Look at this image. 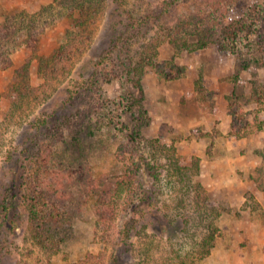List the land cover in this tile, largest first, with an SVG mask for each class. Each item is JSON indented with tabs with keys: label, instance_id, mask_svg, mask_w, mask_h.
<instances>
[{
	"label": "rangeland",
	"instance_id": "374dc122",
	"mask_svg": "<svg viewBox=\"0 0 264 264\" xmlns=\"http://www.w3.org/2000/svg\"><path fill=\"white\" fill-rule=\"evenodd\" d=\"M164 1L105 0L91 39L74 47L62 72L46 81L40 60L65 44L70 27L56 7L43 15L35 51L15 45L12 64L0 68V264H177L180 256L188 257L185 264H264V102L251 98L254 82L264 84V0H179L162 13ZM51 4L54 0H0V23L8 14H35ZM131 16L137 19L125 26ZM235 23L245 27L234 39L226 32ZM128 28L131 64L124 46L116 50L123 61L116 67L109 62L112 80L97 73L101 87L88 86L69 106L68 90L110 56L115 31ZM26 61L31 85L44 84V91L37 90L11 116L10 87ZM247 63L254 67L246 70ZM141 66L138 88L123 72ZM168 73L174 77L168 79ZM231 97H237L232 107ZM234 112L244 136L230 134ZM63 116L72 118L61 125L64 138L77 136L82 122L94 128L90 137L73 145L58 142L55 124ZM44 118L49 124L36 130ZM38 144L56 153L53 169L63 172L61 193L51 200L68 220L59 225L55 253L33 239L29 213L17 204ZM173 159L191 170L177 172ZM131 160L138 188L121 194L116 187ZM149 170L158 171L160 180L153 181ZM201 195L218 206L220 232L210 254L197 261L205 228L198 219L184 220L196 215ZM10 198L16 203L8 213L16 224L12 229L4 219L3 201ZM131 202L148 205L154 226L147 237L125 242L120 230Z\"/></svg>",
	"mask_w": 264,
	"mask_h": 264
},
{
	"label": "trees",
	"instance_id": "16d2710c",
	"mask_svg": "<svg viewBox=\"0 0 264 264\" xmlns=\"http://www.w3.org/2000/svg\"><path fill=\"white\" fill-rule=\"evenodd\" d=\"M178 1L179 0H165L161 5L162 13L170 11L173 6L178 4ZM54 2L55 4L46 6L41 9V11H38L35 14H8L4 17V19L0 23V68H8L12 64L10 56L16 47L15 45H22V43H24L31 51H35L37 43L36 33L39 29L41 21H43V15L44 13L52 14L53 11L56 10V7L60 8V13H62L63 16H66L69 19L70 27L66 31L65 44L61 45L54 52L51 58H41L40 60L39 72L46 81L52 78V76H54L55 74L62 72L66 63H68V61H70L72 58L71 55L73 54L72 50L74 47L76 49H80V46L83 47L84 45H86V41L91 39L94 31L93 24L97 22L98 18L101 16L103 10L105 9V0H54ZM128 19L129 18H126L127 22L125 23L127 24H125V26H129L130 22L137 19V17L131 16V19ZM244 27H242L240 24L235 23L234 26L231 25V28L227 29L226 33H228L230 37H233L235 39L238 37L239 33L243 31ZM131 31L132 29L129 28L126 31H115L114 37L112 39L113 46L108 52L110 56L96 63L95 70L91 75H89L88 79L85 80L84 83L74 85V90H68L69 96L65 102H68L69 106L74 104L75 101L73 100H77V98H80L81 93H83L84 90L88 88V86L96 84V86L99 85V87H101V80H98L96 77L99 73L103 76V79L105 81L110 82L112 80V76L115 74L113 72V69L109 68V62H112L113 67H116V65L123 61L121 53L115 57L114 52L116 50L123 52L122 49L124 46V52H127L130 58L128 59V65L131 64V62L133 61V57L131 59L129 52V48H131V41L130 44L128 43L129 47L127 44V42L129 41V32ZM20 34L25 35V38L20 40ZM234 41L236 42V40ZM248 49H254V45L250 44L248 46ZM249 54H251V52ZM169 65L171 69H175L174 63H169ZM245 67L246 70H249L254 66L253 64L247 63ZM176 69L179 70L181 68ZM29 70L30 61H26L15 71L16 81L10 87L12 99L9 113H11V116L17 111L23 109L25 104L28 105L31 97L36 94L37 90H39L38 92L44 91V84L39 87H33L31 85ZM134 70L135 71H133L132 68H127L123 73H125V76L128 77V80L130 82L133 81V83H135L138 88H141L140 78L142 75V66L135 67ZM166 77L168 79H172L174 76H171L168 73L166 74ZM100 89L101 88L97 90ZM92 90L96 91V89ZM251 96L252 101L257 105L262 104L264 102V84L254 82ZM235 99H237V97H231L230 107L235 105ZM235 112H237V110ZM235 112L230 134L235 137H241L244 136V133H241V129L239 128V126L241 125L239 124L240 121H238V118L240 117L235 115ZM48 120V118L39 120L40 123L38 125H35L36 130L40 131L42 127L47 126L49 124ZM68 122L69 124L72 123V118L68 116H63L56 121L55 126H57V131L59 133V136L61 137L58 140V142L60 143H62L63 140L66 143L69 142L71 145L76 144L77 142H82V139L85 140L90 137V135L92 134L91 131L94 129L92 126L88 127L86 126L87 124H85V122H82L80 124L77 136L73 138H64V133L61 131V125L65 126L68 124ZM30 139L33 140V143H35V140H37V136H35V138L33 136ZM25 145V150L27 151L28 145ZM163 147L166 150L171 149V147L169 146ZM37 151L38 152L34 153V155L32 156L31 161L33 163V166L31 169L32 172H29V178H27L25 183L18 188L20 191H24V194L22 196L23 201L17 204L19 206L22 205V209L29 213L27 214L29 218L28 227L33 239L40 245L43 251L45 250V252L47 253H55L60 245L59 225L62 220H65L67 218L64 215L60 214L58 203L56 201L54 202V200H51L53 199L51 197L58 198L59 194L61 193V190L63 188V172L53 169V161L55 159V156H53V154L56 153L52 152V149L50 147L38 144ZM23 154L24 153H22V155ZM29 155L30 153L28 151L26 157H28ZM261 155L264 161V152H261ZM172 161L174 165L173 168L176 169L177 172H185V174H187L188 171L191 170L190 168L179 163L177 159H173ZM132 165L133 163L131 160V162H128L127 164V173L125 174V176H123L121 181H119L118 187H116V191L121 194H133V192H136L135 190L138 188V183L135 182L136 173L138 172V170L134 169ZM148 173H150L149 175L152 176L153 181L160 180L158 171L153 172L149 170ZM261 173H264V170ZM15 187L16 184L13 185V188ZM195 187L198 188V192H204L201 185ZM50 193L51 195L49 196ZM26 197L29 198V201H26ZM201 197L204 198V201L197 202L195 206L196 215H188L184 220V223L186 224L188 223V221L198 219V221L202 223L205 228V233L202 237V242L200 243V248L198 250L197 261L205 259L210 254L211 250L214 247L215 240L220 232V229L217 225V220L220 216V210L218 206L208 200L207 197H203L202 195ZM3 203H6L4 210V219L8 220L11 223V226L9 228L12 229V225L16 224L13 218H9L8 213L10 209H12V207L16 205V203L12 201V198H10L9 200L4 199ZM144 204L145 203H143V205ZM143 205L141 207H134L132 202L130 203V209H132V211L130 210L129 217L121 224L120 233L122 235L123 241L126 242L128 238H131L135 235H137V237H143V235L147 237L146 231L149 229L150 225L154 226V222H151L149 218L150 214H148V205ZM187 259L188 257L186 256H180L177 258V264H185L188 261ZM191 263L195 264V260H192Z\"/></svg>",
	"mask_w": 264,
	"mask_h": 264
}]
</instances>
